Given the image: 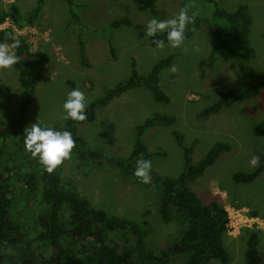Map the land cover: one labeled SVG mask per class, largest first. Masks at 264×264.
Segmentation results:
<instances>
[{
	"label": "rangeland",
	"instance_id": "obj_1",
	"mask_svg": "<svg viewBox=\"0 0 264 264\" xmlns=\"http://www.w3.org/2000/svg\"><path fill=\"white\" fill-rule=\"evenodd\" d=\"M37 0H0V9L11 2L22 12L30 11ZM218 1V0H217ZM226 8L236 4L249 6L253 25L248 40L233 44L236 52H250L248 60L228 58L220 52L211 68L201 64L214 44L212 5L206 1L189 0V15L199 23L181 49L165 43L163 50L152 47L145 37L146 26L152 18L169 19L186 6L183 0H159L157 12L151 13L145 0H75L74 19L65 0H46L37 35L30 40L34 55L43 56L40 78L26 111L28 127L60 126L64 120L62 105L68 93L79 87L89 104L132 75L133 62L137 72L146 76L159 61L174 56L172 64L160 74V87L169 96L168 103L158 102L145 87L130 89L113 99L106 107L96 110L92 123L78 125V130L91 148L111 155L127 157L135 139L136 127L155 114L175 118L172 126L148 129L143 141L149 150L166 155L152 161L154 176L172 177L184 166V153L178 147L172 131H179L190 145L197 140L192 162L197 163L216 144L225 143L230 150L223 153L205 174L192 184L204 203L219 200L224 208L239 209L243 217L252 219L237 224L225 236L224 243L231 256L229 264L245 263L247 229L260 237V264H264V172L251 184L239 185L233 180L236 172L253 169L250 161L264 154V90L256 98L236 103L218 114L201 116V112L218 100L215 88L227 91L264 80V0H219ZM127 17L134 26L112 29L114 19ZM82 41L86 59H81L78 43ZM109 41L116 57L110 52ZM35 43V44H34ZM186 49V50H185ZM198 49V51H197ZM86 62V63H85ZM175 64L179 72L173 75ZM21 87L14 68L0 72V118L4 122L15 119L21 104ZM259 162V161H258ZM67 160L61 167L64 181L72 182L82 196L115 215H127L148 222V243L154 251L166 249L182 234L184 227L174 222L165 224L158 212L156 192L148 191L126 176L106 167H92ZM239 205V206H237ZM230 207V208H229ZM250 212L257 213L252 216ZM232 213V211H231ZM233 217H237L232 213ZM244 223V224H243ZM240 225H242L240 227ZM185 255H175L170 264H186ZM208 264H221L214 260Z\"/></svg>",
	"mask_w": 264,
	"mask_h": 264
},
{
	"label": "trees",
	"instance_id": "obj_2",
	"mask_svg": "<svg viewBox=\"0 0 264 264\" xmlns=\"http://www.w3.org/2000/svg\"><path fill=\"white\" fill-rule=\"evenodd\" d=\"M74 1L65 0L72 20ZM158 1L145 0L149 12H157ZM188 1L183 0L186 5ZM203 1L213 8L214 44L209 55L200 61L201 64L212 68L220 52L228 58L248 60L250 52H236L233 44L241 45L249 38L253 25L249 6L241 3L229 9L219 0ZM45 2L37 0L33 8L25 13L15 2L9 3L5 9H0V25L6 19L18 29L37 25L41 21ZM198 23L199 19H194V23L188 25L186 40ZM109 26L119 29L134 24L123 17L112 20ZM8 36H15L11 29L1 30L0 42H4ZM16 38L21 43V47L15 51L22 59L14 66L21 87V104L15 119L6 123L0 118V264H170L175 255H185L186 264H208L214 260L229 264L231 256L224 243L228 232V213L221 201L204 203L191 187L223 153L230 150L228 144L216 143L202 159L193 163L192 153L197 140L187 145L184 136L173 130L172 136L184 153L183 169L175 176L159 178L151 170L152 183L145 185L134 176L137 158L142 154L145 159L153 161L166 153L149 150L143 141L144 134L157 126H172L174 117L155 114L139 124L127 157L91 148L78 130V125L95 121L98 108L106 107L130 89L143 86L151 91L156 101L168 103L170 98L159 84L160 74L172 64L174 56L159 61L146 76L137 72L133 62L129 78L112 88H106L102 97L88 104L87 121L76 124L64 120L62 125L54 127L60 131H71L76 141L71 158L78 162V167L85 164L96 168L106 167L148 191L156 192L161 221L184 227L180 237L170 247L156 252L148 243L146 220L107 212L82 196L71 181H64L61 167L54 174H49L26 153L23 143L25 129L28 128L24 122L25 114L32 105L43 56L34 55L25 38ZM147 39L152 47H156L152 42L155 39L168 43L166 35ZM8 42L11 43L10 40ZM109 47L111 56L115 58V49L110 41ZM78 52L85 61L81 40ZM71 88L74 89L73 85ZM262 90L264 80L227 91L215 88L218 100L205 108L201 116L215 115L236 103L250 101L259 96ZM255 132L264 136V130L256 129ZM263 172L264 154L258 166L248 172L234 173L233 180L239 185H249ZM250 214L257 215L255 212ZM245 246L244 264H260V237L256 231L247 229Z\"/></svg>",
	"mask_w": 264,
	"mask_h": 264
},
{
	"label": "clouds",
	"instance_id": "obj_3",
	"mask_svg": "<svg viewBox=\"0 0 264 264\" xmlns=\"http://www.w3.org/2000/svg\"><path fill=\"white\" fill-rule=\"evenodd\" d=\"M189 11L190 6L186 5L172 18H152L146 26L145 37L166 35L168 46L173 49L183 48L188 25L194 23V16H190ZM9 40L11 43L8 42ZM152 42L158 50H163L166 46L163 39H155ZM20 47L21 43L15 36H8L4 42H0V72L11 71L15 65L20 63L22 57L15 51ZM170 72L175 75L179 72V68L173 64ZM88 104L86 94L79 87L74 88L68 93L62 105L61 119L71 120L76 124L87 121ZM23 143L26 153L30 154L49 174H54L67 160H70L76 148V141L71 131L41 127L39 120L25 129ZM258 161L259 157L254 155L250 163L256 167ZM151 170L152 161L145 159L141 154L135 163V178L142 184L150 185L152 183Z\"/></svg>",
	"mask_w": 264,
	"mask_h": 264
},
{
	"label": "built area",
	"instance_id": "obj_4",
	"mask_svg": "<svg viewBox=\"0 0 264 264\" xmlns=\"http://www.w3.org/2000/svg\"><path fill=\"white\" fill-rule=\"evenodd\" d=\"M39 26L37 25H34V26H28V27H25L23 29H18L9 19H6L1 25H0V31L1 30H5V29H11L12 32L14 33L15 37H23L26 39V41L28 42V44L30 45V49H31V52H32V47L35 46V45H32L31 44V36L34 34V35H37V29H38ZM35 44V43H34ZM32 45V47H31ZM230 208V207H229ZM226 211L228 213V232L229 233L231 231V229L235 228L237 225L236 223H233V219H236V222L237 224H242L240 223L242 218H244V223L247 224V222H250L252 219H249V218H246V217H243L244 214L242 213L241 210L239 209H235V208H231V211L232 213L234 212V215H237V217H233L231 211L229 209L226 208ZM242 215V218L240 217L239 220H237V218ZM243 223V224H244ZM242 225H240L241 227Z\"/></svg>",
	"mask_w": 264,
	"mask_h": 264
}]
</instances>
